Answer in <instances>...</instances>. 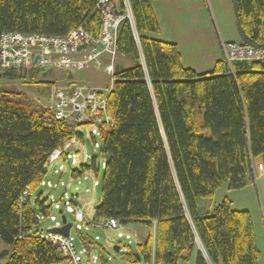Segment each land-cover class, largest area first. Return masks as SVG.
I'll list each match as a JSON object with an SVG mask.
<instances>
[{
    "label": "trees",
    "instance_id": "obj_1",
    "mask_svg": "<svg viewBox=\"0 0 264 264\" xmlns=\"http://www.w3.org/2000/svg\"><path fill=\"white\" fill-rule=\"evenodd\" d=\"M154 1L128 0L138 44L127 19L118 28L117 55L134 64L114 66L107 100L114 124L100 141L105 167L95 218L148 230L128 261L139 255L177 264L196 251V264H204L198 241L213 264H258L250 212L233 209L227 197L203 212L199 201L211 200L224 184L244 188L254 179L256 158L264 170V60L236 62L230 70L220 59L204 73L185 67L176 43L154 37ZM96 2L0 0V35L87 29L98 22ZM230 2L239 42L264 50V0ZM23 71L0 70V78L22 77ZM71 134L49 106L0 87V239L11 249L5 264H60L55 248L36 236L41 226L35 216L52 209L44 196H33L43 194L47 155Z\"/></svg>",
    "mask_w": 264,
    "mask_h": 264
},
{
    "label": "built area",
    "instance_id": "obj_2",
    "mask_svg": "<svg viewBox=\"0 0 264 264\" xmlns=\"http://www.w3.org/2000/svg\"><path fill=\"white\" fill-rule=\"evenodd\" d=\"M117 3V0H97L96 10L101 19L96 30L90 25V30L79 26L62 36L3 33L0 36L1 69L82 71L91 68L109 76L108 84H111L117 57L118 28L125 16L130 18L129 14H118ZM123 4L127 7L126 0ZM220 48L230 70L235 61L264 60L263 49L240 42L221 41ZM98 89L74 85L52 88L53 104L49 107L56 120L65 121L72 128V134L60 147L51 151L40 187L46 190L42 197L54 211L49 217L50 228L64 225L59 210L71 216V227L68 236L44 230L41 237L57 248L63 258L62 264H112L115 258L126 264H154L153 258L148 261L126 259V249L120 247V242L130 243L137 238L138 233L132 225L114 218H89L85 209L88 203L81 205L79 192L89 195L99 187L101 171L105 167V160L100 154V141L105 131L114 124L107 113L106 95L98 93ZM82 128L87 129V134ZM86 137L97 150L92 156L83 149ZM56 191H59L58 196H55ZM72 229L75 235L71 234ZM90 231L115 235L118 241L114 246L118 250L115 251L113 246L114 253L106 252L104 256L96 248L98 242H82L81 238Z\"/></svg>",
    "mask_w": 264,
    "mask_h": 264
},
{
    "label": "crops",
    "instance_id": "obj_3",
    "mask_svg": "<svg viewBox=\"0 0 264 264\" xmlns=\"http://www.w3.org/2000/svg\"><path fill=\"white\" fill-rule=\"evenodd\" d=\"M153 10L159 24V31L154 37L161 41L176 43L181 53L182 64L198 73L210 71L214 63L222 58L219 45L221 41L239 42L230 0H156L153 2ZM120 59L121 62H127L124 56ZM253 162L254 167L256 166L254 168L256 180L237 190H230L226 184L222 185L215 194L223 189L221 197L216 201L214 196L210 204H205L203 212L212 209L224 197L231 200L233 209L248 210L253 220L260 253L258 264H264V234L260 226L261 220L254 221L251 211L254 204L252 192L255 191L259 207L264 214V170L258 167L262 166L260 158L254 159ZM235 195H242L243 199L237 196V200ZM137 228L145 233L142 227ZM194 252L196 251L192 254ZM194 258L196 264V256Z\"/></svg>",
    "mask_w": 264,
    "mask_h": 264
},
{
    "label": "rangeland",
    "instance_id": "obj_4",
    "mask_svg": "<svg viewBox=\"0 0 264 264\" xmlns=\"http://www.w3.org/2000/svg\"><path fill=\"white\" fill-rule=\"evenodd\" d=\"M220 45V43H219ZM120 57L117 56L115 63L122 65V67H131L134 64V61L131 57H126L127 62H121ZM25 71V72H24ZM24 74L22 77H14V78H0V87L6 90H13V91H20L26 93L29 98H31L37 105H45L51 106L53 104L52 98V88L54 86L57 87H66L67 85H74V86H84L86 88L92 86H99L104 87L109 82V76H107L102 71H97L91 68H87L86 70L82 71H75V70H24ZM83 132L87 134V129L82 128ZM98 141V138H96ZM84 151L89 155L96 154L97 150L94 149L92 141L90 138H85V143L83 145ZM256 168V166L254 167ZM255 172V170H254ZM39 191L46 193V190L42 187L39 188ZM217 192V191H216ZM55 196L59 195V191L54 192ZM223 193V189L218 191L215 200L221 197ZM257 192L253 191L252 196L254 197L253 210L251 208L254 221L257 222L258 219L261 220L260 226L263 230L264 234V214L262 212V208L259 207L258 202V195ZM81 196V205L84 203H88L86 206V212L88 213L89 218L95 217V207L100 202L101 197V188H95L92 194L86 195L83 191L79 192ZM216 194V193H215ZM241 199H243L242 195H237ZM235 195V198L238 200V197ZM220 201V200H219ZM211 200L209 199H201L200 200V207L199 210L203 211V207L205 204H210ZM215 202V201H213ZM256 213L259 215H256ZM68 221H71V216L67 215ZM41 228L46 230L52 226V223L49 220H43L40 224ZM94 233L99 235L100 240L98 241L99 246H96L97 250L106 256V252H110L111 254L114 253L113 246L117 243L115 235H112L110 232L104 231H93ZM93 233V234H94ZM71 234L75 235L74 229L71 230ZM111 235V236H108ZM135 246H133L134 248ZM0 252H6L4 257H0V264H5L8 261L11 249L8 244L0 239ZM196 252L191 254V257L186 261H179V264H195ZM177 263V264H178ZM112 264H126L121 263L118 258H115L112 261Z\"/></svg>",
    "mask_w": 264,
    "mask_h": 264
},
{
    "label": "bare ground",
    "instance_id": "obj_5",
    "mask_svg": "<svg viewBox=\"0 0 264 264\" xmlns=\"http://www.w3.org/2000/svg\"><path fill=\"white\" fill-rule=\"evenodd\" d=\"M127 1V7H125L124 6V4H123V2H122V6H120V4H119V2L117 3L118 4V14L119 15H127V14H129V16H130V18L128 17V16H125L122 20H124V19H127L128 21H129V23H130V25H131V29H132V31H133V36H134V39H135V41L137 42V44H138V36H137V32H136V29H135V26H134V23H133V18H132V14H131V9H130V6H129V2H128V0H126ZM100 19H101V17H100V14L98 13V22L97 23H93V22H91L90 24H89V27L87 28V30H90L92 27L90 26V25H93V27H94V30H96L97 28H98V26H99V23H100ZM121 20V21H122ZM3 33H5V32H3ZM2 33V34H3ZM1 34V35H2ZM0 35V36H1ZM249 46H251V45H249ZM139 47V46H138ZM0 48H1V45H0ZM224 62H225V64L227 65V67L229 68V66H228V64L226 63V61H225V59H224V57L222 56V58H221ZM251 61H255V60H251ZM251 61H235L233 64H232V68H233V65L236 63V62H251ZM230 69V68H229ZM0 70L1 71H3V72H6V71H10V70H3V69H1V67H0ZM21 70H24V69H21ZM57 70V69H56ZM113 84H114V80L112 79V83L111 84H107L106 86H104V87H100L99 89H98V93H100V94H104V95H106L105 96V98H106V102H107V100H108V97H109V95H110V93H111V91H112V88H113ZM40 106V105H39ZM42 106H45V105H42ZM41 106V107H42ZM52 112V111H51ZM107 113H108V115L110 116V118H111V120L114 122V119H113V117L110 115V113L108 112V110H107ZM52 116L54 117V114H53V112H52ZM55 118V117H54ZM61 122H64V123H66L65 121H61ZM70 137H71V135H70ZM69 137V138H70ZM69 138H67L66 140H68ZM66 140H64L63 142H62V144L66 141ZM61 144V145H62ZM60 145V146H61ZM60 146H57V147H60ZM57 147H54V148H57ZM53 148V149H54ZM52 149V150H53ZM51 150V151H52ZM51 151H50V153H51ZM50 153L47 155V157H46V160H45V163H44V165H43V168H44V172H46V164H47V162H49V160H48V157H49V155H50ZM252 168H253V170H254V162L252 161ZM43 179H45V177H43L42 178V180ZM54 179V178H53ZM256 179H255V172H254V179H253V181H255ZM220 188V187H219ZM218 188V189H219ZM216 193V192H215ZM25 197H26V195H25ZM42 197V195L41 194H36V195H34L33 196V198H41ZM61 198V197H60ZM213 199V198H212ZM211 199V200H212ZM22 203H24V198H22ZM47 202V201H46ZM49 204V203H48ZM232 204V203H231ZM49 206L51 207V205L49 204ZM87 206V205H86ZM232 206V205H231ZM213 208V207H212ZM233 208V207H232ZM51 209H52V207H51ZM95 209H96V207H95ZM60 211V210H59ZM59 211H58V214H60V218H61V215H65V218L67 219V214H64V213H62V211H61V213H59ZM54 211L52 210V213H53ZM51 213V214H52ZM51 214H49V215H47V216H45V215H43V214H37L36 216H35V218H36V220L41 224V221H43V220H49V217L51 216ZM95 218V217H94ZM109 218H113V217H105V218H102V219H109ZM114 219H116V220H118V221H120L121 223H123V224H130L131 225V223H128V222H125V221H123V220H120V219H117V218H114ZM62 220V219H61ZM68 220V219H67ZM67 220L65 221V223H70L71 224V222L70 221H68L67 222ZM63 223V222H62ZM152 224H153V227L151 228V231H150V233H151V238H153L154 237V232H155V229H154V225H155V221H152ZM134 225V226H133ZM64 226V225H63ZM132 226L135 228V230L137 231V233H138V235H137V238L135 239V240H133V241H131L130 243H128V242H126V241H122V242H120V247H122V248H125L126 249V253L127 254H129L132 250L131 249H133V246H135V244H137V243H140V242H142L143 241V239L147 236V234H148V230L145 228V227H143V226H141V225H135V224H132ZM136 226V227H135ZM142 227L144 230H145V233H143V232H141L137 227ZM62 227V226H61ZM71 227V226H70ZM53 228H59V227H53ZM50 229H52V228H48V229H46V230H48V231H50ZM70 229V228H69ZM44 232V229H42L41 228V231L38 233V234H36V236L37 237H39V238H41V239H43V240H45L43 237H41V234ZM53 233V232H52ZM93 231H90V232H88L87 234H85L82 238H81V240H82V242H84V243H88V244H92V243H94V242H98L99 240H100V238H99V235L98 234H96V233H94ZM69 234V233H68ZM96 237H97V239H96ZM46 241V240H45ZM197 245H198V248H199V251H201L202 252V254H203V256H204V264H213L211 261H210V259L206 256V254H205V252H204V250H203V248H202V246H201V244L197 241ZM54 247V246H53ZM115 247V246H114ZM55 248V250H56V252L58 253V255H59V258H60V264H62V262H63V258H62V255L58 252V250H57V248L56 247H54ZM118 248V247H117ZM115 250V249H114ZM118 250V249H117ZM116 251V250H115ZM139 256V255H138ZM139 258H140V256H139Z\"/></svg>",
    "mask_w": 264,
    "mask_h": 264
},
{
    "label": "water",
    "instance_id": "obj_6",
    "mask_svg": "<svg viewBox=\"0 0 264 264\" xmlns=\"http://www.w3.org/2000/svg\"><path fill=\"white\" fill-rule=\"evenodd\" d=\"M98 45L101 46L100 43H98ZM59 213H61V210L59 211ZM61 219H62V222L64 223V226L59 227V228H52V229H50V231L53 233H60L64 236H68L69 228H70L71 224L65 223V221H66L65 215H61ZM114 249L117 251V249H118L117 246H115ZM137 259H139L138 255H137Z\"/></svg>",
    "mask_w": 264,
    "mask_h": 264
}]
</instances>
